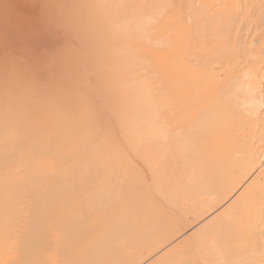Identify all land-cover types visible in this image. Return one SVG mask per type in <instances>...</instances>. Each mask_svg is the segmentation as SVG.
Here are the masks:
<instances>
[{
  "label": "bare ground",
  "instance_id": "bare-ground-1",
  "mask_svg": "<svg viewBox=\"0 0 264 264\" xmlns=\"http://www.w3.org/2000/svg\"><path fill=\"white\" fill-rule=\"evenodd\" d=\"M118 1L0 0V253L25 252L0 264H221L264 238L262 28L188 0L153 37L169 2L121 24L144 0Z\"/></svg>",
  "mask_w": 264,
  "mask_h": 264
},
{
  "label": "rangeland",
  "instance_id": "rangeland-1",
  "mask_svg": "<svg viewBox=\"0 0 264 264\" xmlns=\"http://www.w3.org/2000/svg\"><path fill=\"white\" fill-rule=\"evenodd\" d=\"M152 1H154V0H152ZM159 1V0H158ZM187 1L188 0H167V2H169L168 3V6H166L165 7V9H164V11H163V15L162 16H160L158 19H154L153 21H152V26H151V28H153L154 27V29L152 30V34H153V37H156L158 34H159V27H160V29H166V26H169V21H168V18L171 16V11H173L174 12V15H175V22H177V26H179L180 24H181V20H182V15H183V13H184V11L186 10V6H188V5H186L187 4ZM190 1H193V0H190ZM197 1H199V0H196V2ZM207 1L208 0H206V2L205 3H207ZM216 2H214V4L215 5H218V6H220V4L222 5V2H220L219 0H215ZM237 1V0H236ZM235 0H234V4L232 5V4H230V5H232L231 7L228 5V7L229 8H233L232 9V11L234 12V13H236V11L237 12H243L244 14L245 13H249V11H250V13H252V14H250L249 13V15H253L252 17L250 16V17H245L246 19H244V21H243V23L246 25V26H248V24L250 25L251 23H252V26H250L249 28H251L252 30H253V28H254V30L253 31H255V28L257 27H259V28H262V29H260L259 30V32L261 33V36H260V33L259 32H257L258 31V29L256 30V33L257 34H259L258 35V37L260 36V38L262 37V38H264V35H262V34H264V22H262V21H264V14L262 13L263 11H264V0L263 1H261V0H253V1H256V2H252V0H238V2L237 3H239V1H241L240 2V4H238V5H236V2ZM258 1H259V3H258ZM201 2H203V0H201ZM200 1L199 2H197V3H195V4H193L194 3V1L193 2H191L192 4H193V6L194 5H198V3H199V5H201V4H203V5H205V3L203 2V3H201ZM209 2V1H208ZM211 2V1H210ZM212 2H213V0H212ZM246 2V3H245ZM189 3V2H188ZM242 3V4H241ZM130 4V1L129 0H119L118 1V6L119 7H122V6H124V5H129ZM208 4V3H207ZM245 4H247V5H245ZM250 4V5H249ZM262 4H263V6H262ZM92 5H93V3H92ZM91 5V6H92ZM196 5V6H197ZM237 6H238V8H237ZM92 7H95V5H93ZM246 7V8H245ZM254 8V10H256L257 11V9H258V11L257 12H260L259 14L258 13H256L254 10H253V8ZM260 7V8H259ZM131 8V11L129 12V14L127 15V17L126 18H124V17H122V18H120V23L121 24H124V23H129V24H134V23H140L141 21L143 22V21H145V19H147L148 18V15H150L151 13H153V17H154V14H156L155 12H153V11H155V10H153V8H152V6H150L149 5V2H148V0H144L142 3H140L139 4V6H135L134 8L133 7H130ZM153 10H151V9ZM251 9V10H248V9ZM92 9H94V8H92ZM112 10H114V11H116V10H118L119 8L117 7V6H115V8H111ZM262 9V10H261ZM90 10V9H89ZM239 10V11H238ZM254 12H253V11ZM261 10V11H260ZM257 16H256V15ZM261 14H263L262 15V18H260L259 19V17L261 16ZM248 14H246V16H247ZM259 16V17H258ZM251 18V20H249ZM153 19V18H152ZM258 19H259V21H258ZM255 20H257V22H259V23H257ZM248 21V22H247ZM250 21H252V22H250ZM253 21H255V23L253 22ZM250 22V23H249ZM261 22V23H260ZM242 23V24H243ZM244 24H243V26H244ZM256 24H258V25H256ZM175 25H176V23H175ZM256 25V26H255ZM263 25V26H262ZM157 26H159L158 28H157ZM255 26V27H254ZM250 29V30H251ZM263 30V31H262ZM262 31V32H261ZM253 33V32H252ZM264 40V39H263ZM130 156V155H129ZM133 156V155H132ZM125 157V158H124ZM123 158L124 159H126L128 156H124ZM131 157V156H130ZM129 157V158H130ZM135 158L137 157V156H134ZM134 157H132L133 159H134ZM137 159H139V157L138 158H136V160ZM143 163V162H142ZM140 169H141V172L142 171H145L146 170V166L145 165H143V164H141L140 165ZM110 170H106L105 171V173L104 174H110V172H109ZM122 173V172H121ZM120 173V176H123L122 174H124V172L121 174ZM126 174H128V172H125ZM144 173V172H143ZM124 189H123V191L124 192H128L129 190H125V188L126 187H123ZM87 191H88V189H86ZM108 193H110V191L109 190H106ZM69 204V203H68ZM68 204L66 205L68 208H69V206H70V204H69V206H68ZM255 207V205L252 207V210H253V212H251V214L252 215H250V213H249V216H253V213H254V211H255V209H253ZM256 208V207H255ZM250 210H251V207L249 208ZM251 210V211H252ZM257 210V209H256ZM257 214V213H256ZM257 216V215H256ZM253 217V218H255V219H257V217ZM252 218V219H253ZM57 219H59L58 218V216H56V217H53L52 219H50L49 221H44L46 224H49V225H53V226H58L59 225V221L57 220ZM251 219V220H252ZM57 223H58V225H57ZM33 236H35V235H33ZM24 237H25V239H24ZM27 237H29L30 238V236L28 235V236H26V235H24V236H19V238L21 239H23V241H28L29 239L27 238ZM229 237H231V239H229L230 241H231V243H232V241H234V236H233V234L232 235H229L228 236V238ZM232 237H233V239H232ZM252 237H254V238H252ZM258 237L259 236H256V235H251V236H249V237H247L246 238V240L245 241H247L244 245L245 246H242V247H240L239 249H237V248H235V247H231V249L232 250H230V251H226V260L227 261H229V262H226V260H224V263L223 262H221V264L223 263V264H249L250 263V261H251V263H252V261L253 260H255L254 259V257H256L257 255H256V250L258 249V248H260V246L263 244V242H261V240H264V238L261 236V237H259V239H258ZM15 238H18V237H13V236H9L8 237V239H10V240H13V239H15ZM34 238V237H33ZM33 238H32V240H33ZM37 238V237H36ZM35 238V239H36ZM252 239V240H251ZM255 239H258V242L260 241L261 243H258L257 242V240H255ZM32 240H29V241H32ZM192 240H194V239H192ZM191 240V241H192ZM195 241L197 242L196 244H199L198 242V239H195ZM195 241H192V242H194V245H195ZM251 241V242H250ZM188 243L190 244L189 246H188V244H187V246H185V247H183V249H182V251L183 252H180V253H184L185 254V256H184V254L182 255L183 257V259H184V257L185 258H187V257H189V254H187V253H190L189 251L187 252V247H190V246H192V247H190L191 248V251H193L192 249H193V247H195V249H196V246H194V245H192V243H190L189 241H188ZM257 243H258V245H257ZM50 244H53L52 243V239H51V241H50ZM186 244V243H185ZM184 244V245H185ZM261 244V245H260ZM251 245V246H250ZM256 245V246H255ZM200 246V245H199ZM252 247V248H251ZM257 247V248H256ZM186 248V249H185ZM198 248V247H197ZM200 249L202 248L201 246L199 247ZM198 248V249H199ZM205 248V247H204ZM184 249L186 250V252L184 251ZM189 249V248H188ZM194 249V250H195ZM255 249V250H254ZM190 250V249H189ZM204 250V251H203ZM207 249H201V253H202V251L204 252V254L206 255V253L209 251V249L206 251ZM249 250V251H248ZM20 251V252H19ZM19 251H10V252H8V251H4V254L3 253H0L1 254V257L2 256H6V255H10V256H12L13 254L15 255H22V254H24V253H22L23 252V250H19ZM196 251V253H198L197 252V250H195ZM200 251V250H199ZM233 251V252H232ZM12 252H14V253H12ZM206 252V253H205ZM212 252V251H211ZM211 252H208V254L210 253L211 254ZM260 252V251H259ZM179 253V254H180ZM200 253V252H199ZM215 253H217V252H215ZM3 254V255H2ZM179 254H176V256H178ZM193 254H195V253H193ZM203 254V255H204ZM207 254V255H208ZM209 254V255H210ZM214 254V253H213ZM212 254V255H213ZM232 254V255H231ZM255 254V255H254ZM188 255V256H187ZM190 255H192V253L190 254ZM206 255V256H207ZM212 255H210L211 257H212ZM217 255V254H216ZM216 255H214V257L216 256ZM258 255H260V254H258ZM263 254H261V256H262ZM4 256V257H5ZM172 256V255H171ZM200 256H202V254L200 255ZM228 256V257H227ZM254 256V257H253ZM264 256V255H263ZM262 256V257H263ZM44 257H45V255H44ZM195 257V256H194ZM194 257H189L188 259H185V260H187V263L188 264H190V263H193V259H195V261H194V263L195 264H198L197 262H196V260L198 259H196V257L194 258ZM197 257H199V256H197ZM262 257H258L257 256V260H258V262L260 263V264H264V263H262L263 262V259H262ZM191 258H193V259H191ZM201 258L202 257H199V259L200 260H198V262L200 263V261L202 262V264H205V263H203V262H205V260H206V262H207V259H209V257H207V259H206V257L205 256H203V258H205V260H201ZM202 258V259H203ZM213 258V257H212ZM221 258V257H220ZM219 258V259H220ZM253 258V259H252ZM183 259H181V260H183ZM191 259V261L192 262H188V260H190ZM215 259L218 261L219 259H218V255H217V258L215 257ZM231 259V260H230ZM252 259V260H251ZM184 260V262H183V264H186V261ZM210 260H212V259H209V262H210ZM215 260V261H216ZM213 262H210V264L212 263V264H214V259L212 260ZM221 261V260H220ZM220 261H218V262H220ZM231 261V262H230ZM261 261V262H260ZM217 262V263H218ZM208 263V262H207ZM206 263V264H207ZM250 263V264H251ZM171 264V263H170ZM173 264V263H172ZM201 264V263H200ZM215 264H216V262H215ZM253 264V263H252Z\"/></svg>",
  "mask_w": 264,
  "mask_h": 264
}]
</instances>
